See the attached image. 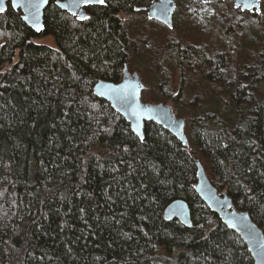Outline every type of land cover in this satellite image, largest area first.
Returning <instances> with one entry per match:
<instances>
[{
	"label": "trees",
	"instance_id": "trees-1",
	"mask_svg": "<svg viewBox=\"0 0 264 264\" xmlns=\"http://www.w3.org/2000/svg\"><path fill=\"white\" fill-rule=\"evenodd\" d=\"M55 1L39 34L20 11L0 14V264H252L195 193L193 157L264 232V102L239 85L229 120L219 110L192 113L185 100L176 112L186 116L189 148L152 121L138 138L93 86L121 80L131 45L125 19L151 0H105L86 7L83 21ZM45 37L55 47L37 42ZM165 54L192 76V103L194 77L223 79V51L213 59L178 41ZM178 199L192 227L164 218Z\"/></svg>",
	"mask_w": 264,
	"mask_h": 264
},
{
	"label": "rangeland",
	"instance_id": "rangeland-1",
	"mask_svg": "<svg viewBox=\"0 0 264 264\" xmlns=\"http://www.w3.org/2000/svg\"><path fill=\"white\" fill-rule=\"evenodd\" d=\"M175 4L171 29L149 20L145 11H135L125 19L131 41L127 66L129 71L138 73L144 84L141 100L169 104L176 117L178 106L179 109L192 107V113L219 110L229 120L237 117L233 97L239 85H249L253 98L264 102V16L257 21L246 13L235 14L230 9L233 8L231 0H210L208 3L175 0ZM261 8L264 10V5L261 4ZM178 41L183 46L194 43L206 47L213 59L217 51H223L222 81L206 82L204 74L194 77L198 92L193 103L190 102L192 76L183 68L184 74L189 76L186 79L183 69L174 68L165 54L167 45ZM37 42L55 47L52 37ZM173 97H178V103L173 102ZM185 100L188 107L182 106Z\"/></svg>",
	"mask_w": 264,
	"mask_h": 264
},
{
	"label": "water",
	"instance_id": "water-1",
	"mask_svg": "<svg viewBox=\"0 0 264 264\" xmlns=\"http://www.w3.org/2000/svg\"><path fill=\"white\" fill-rule=\"evenodd\" d=\"M208 3L210 0H202ZM233 8L241 12L261 14V2L264 0H231ZM49 0H0V14L10 6L20 11L24 24L39 34L44 29V13ZM105 3V2H104ZM98 3L85 4L84 0H56L55 6L78 21L80 16H87L88 6L104 5ZM134 11H145L149 20H154L165 27H173V15L176 11L175 0H151ZM144 84L138 73L123 64L122 78L119 82L99 80L93 86V93L109 103L130 126L138 138L144 136V123L152 121L174 136L182 145L189 148V139L185 133V119L176 117L169 104L145 103L141 100ZM196 167V182L193 189L207 208L221 220L222 224L235 233L246 246L252 264H264V232L245 210H239L226 190L219 191L210 181L202 162L193 157ZM166 220L177 219L183 226L192 227L190 207L184 200H175L168 204L163 212Z\"/></svg>",
	"mask_w": 264,
	"mask_h": 264
},
{
	"label": "snow or ice",
	"instance_id": "snow-or-ice-1",
	"mask_svg": "<svg viewBox=\"0 0 264 264\" xmlns=\"http://www.w3.org/2000/svg\"><path fill=\"white\" fill-rule=\"evenodd\" d=\"M105 2V0H84V3L85 4H91V3H98V4H103ZM0 11H3L2 8H0ZM79 19H82V20H87L89 19V17L87 16H80L78 17ZM149 19H151V17H149ZM141 139H143V137H141Z\"/></svg>",
	"mask_w": 264,
	"mask_h": 264
},
{
	"label": "flooded vegetation",
	"instance_id": "flooded-vegetation-1",
	"mask_svg": "<svg viewBox=\"0 0 264 264\" xmlns=\"http://www.w3.org/2000/svg\"><path fill=\"white\" fill-rule=\"evenodd\" d=\"M145 14H146V12H145Z\"/></svg>",
	"mask_w": 264,
	"mask_h": 264
}]
</instances>
